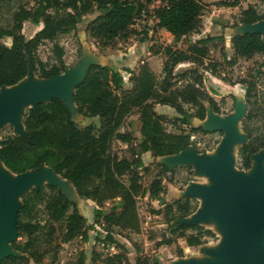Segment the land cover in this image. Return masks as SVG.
<instances>
[{
    "label": "trees",
    "instance_id": "16d2710c",
    "mask_svg": "<svg viewBox=\"0 0 264 264\" xmlns=\"http://www.w3.org/2000/svg\"><path fill=\"white\" fill-rule=\"evenodd\" d=\"M4 1L7 0H0V9ZM155 1L158 0H37L30 7L18 6L12 13L11 28H4L0 24V87L17 84L29 74L30 68L38 78L61 74L67 66L63 59L64 49L55 40L59 35L76 32L81 16L95 9L99 11L84 30L87 37L104 45L119 36L131 34L135 18L144 5ZM160 1L161 4L152 9L157 28L165 29L175 40L200 32L201 13L206 4L203 0ZM241 1L218 0L217 4L233 7L240 5ZM257 1L264 3V0ZM262 19L264 10L258 11L249 3L240 10L236 21L223 26L234 27L242 22L252 24ZM25 21L36 25L42 23V27L26 38L22 33ZM4 39H8L9 43H5ZM44 41L53 43L52 63L41 60L37 55L38 47ZM223 42V35H205L189 43L186 49L164 45L165 58L160 73L157 74L147 62H143L130 77L133 81L131 90L123 89L122 75L110 63L89 64L83 79L74 87L72 99L79 114L98 117V124L80 127L72 119L64 101L57 97L27 107L22 119L24 132L1 135L0 161L17 174L37 170L44 164L60 177L69 180L80 198L93 201L97 207L93 211V223L89 224L86 217L78 212L76 204L57 186L45 183L31 188L21 196L22 207L16 223L17 235L25 239L10 243L11 248L22 255H6L1 258L0 264H30V261L36 264H59L57 257L43 261V253L36 247L37 232L42 224L35 219V215L40 206L48 218L64 221V240L79 237L87 241L88 231L95 224L105 232L102 244L120 250L108 253L94 250L92 263L159 264L157 259L139 255L141 221L137 200L146 194L163 204L168 231L177 238L182 237L188 246L201 245L206 235L215 236L210 229L200 224L187 225L176 221L195 211L197 205L189 196L171 203L164 201L163 180L171 182L172 179L163 177V173L173 172V168L157 163L158 172L149 186L144 188L139 171L145 169L141 157H119L112 146L115 141L127 145L135 139L130 131L122 129L126 118L133 112L138 114L139 121L138 148L151 157L177 154L195 145L198 132L222 133L221 130L209 131L193 126L190 119L203 120L207 107L214 113H222L220 106L224 104L225 98L215 99L213 91L206 89L203 73L198 68L217 74L218 63L205 62V59L212 47L220 46ZM230 44L234 56L249 58L258 53L264 55V42L259 32L234 35L230 38ZM105 52L103 54H110L114 50L109 47ZM222 58L226 60L224 55ZM179 63H192L195 66L175 73V66ZM239 82L245 84V100L251 104L255 83L246 80ZM157 104L173 108L177 115L169 117L156 112ZM252 116V111H248L241 122L247 141L237 148L239 168L246 171L251 167L252 155L264 147V134L253 137L246 126V120ZM168 122L178 126L179 131H167L165 124ZM106 203L110 204L108 211L103 208ZM153 212L158 213L160 210ZM188 229L196 233L187 234ZM116 235H122L132 244L138 254L134 263L129 261ZM171 242L172 239H164L157 245ZM85 258L82 250L77 259L69 264H85Z\"/></svg>",
    "mask_w": 264,
    "mask_h": 264
},
{
    "label": "rangeland",
    "instance_id": "374dc122",
    "mask_svg": "<svg viewBox=\"0 0 264 264\" xmlns=\"http://www.w3.org/2000/svg\"><path fill=\"white\" fill-rule=\"evenodd\" d=\"M37 0H7L1 4L0 9V24L4 28H11L12 26V13L18 6H32ZM206 4L204 10L201 13L202 25L199 33H191L182 37L179 40H175L168 31L161 30L155 26V18H153L152 7L159 4V2H151L144 5V11H140L139 15L135 18L134 24L131 27V34L126 37L119 36L110 42H106L104 45L97 44L94 39L84 35L85 26L89 22V19L99 11L96 9L90 13L80 17L76 26V32H72L65 35H59L55 42L59 43L64 49L63 59L67 66L63 73H68L73 67L78 66L82 61L83 56L87 58H93L97 56L98 60L102 62L106 60V56H118L120 52L124 50V47L131 45L135 40H141L148 38L151 44L148 42V48H150L152 56L149 66L157 74L161 71V66L164 59V53L162 47L164 45H172L175 48L186 49L189 43H193L195 39L203 37L205 35H223L224 42L220 46L212 47L205 62L214 61L218 63V72L213 75L207 70L199 67L198 69L203 73V82L206 89L211 92L215 99L219 100L222 97L225 98L224 104L220 107L222 109L221 114L213 113L208 109L207 115L204 120L209 119L212 127H217L222 123H229L231 128H236L237 140L235 141L232 149L234 154L233 171L240 172L246 179L252 178L253 171H256L255 161H252L251 169L245 171L239 168L238 157L236 149L240 143L247 141L246 134L241 128V122L248 111H252L253 116L251 119L246 120V126L253 137L264 134V55L254 54L252 57L245 58L234 56L233 50L230 44V37L236 31H244L249 29L250 26L240 25L234 29L224 27L229 22L236 21L241 9L247 7V5L253 4L258 11L264 10V3L257 0H242L240 5L233 7H225L217 4L218 0H203ZM42 27V23L34 24L30 21L23 22L22 33L26 38L32 36L38 29ZM84 35V36H83ZM5 43H9L8 39L3 40ZM52 44L49 41H44L37 50V55L43 61L52 63L54 61V54L52 52ZM111 47L114 53H106L107 49ZM87 48V49H86ZM86 49V50H85ZM101 51V52H100ZM225 56L226 60L222 58ZM114 59H117L116 57ZM227 61V62H226ZM137 65V66H136ZM139 61H135L132 64L134 70H130L127 67H123L127 73L122 72L124 79L132 77L133 73H136L139 66ZM192 63H179L175 66L174 72L178 73L184 69L194 67ZM72 74V73H69ZM67 74L60 80H48L39 79L33 74H30L25 78V81H51L48 85L61 84L63 89L65 88L66 98L68 97V86L71 83L72 76ZM246 80L254 82L255 87L251 95V104H248L245 100V84L239 81ZM232 81V82H231ZM122 91H124L122 89ZM4 96V92H3ZM3 98V97H2ZM2 100V99H1ZM239 107L241 111H235ZM74 109V108H73ZM155 110L158 113L165 114L169 117H173L176 114L175 110L165 105H155ZM218 116H212V114ZM209 116V117H208ZM233 116V117H231ZM17 119L20 117V111L16 114ZM214 117V118H213ZM231 117V118H226ZM237 117V118H236ZM212 119V120H210ZM228 119V120H227ZM237 121V124H236ZM190 123L193 126H201L203 129H207L203 126L202 120L197 118L190 119ZM133 124V126H132ZM14 125L8 120L0 125V136L7 135L14 130ZM80 125V124H78ZM81 126V125H80ZM165 128L170 132H178V126H174L171 123H166ZM123 130H128L135 137L129 144H120L115 141L112 149L119 157H126L133 159L136 156H140L145 169H139L141 176V184L144 188H147L150 181L153 179L159 168L157 163H164L169 169H174L173 172L167 171L163 173V177L171 178L169 182L166 179L163 180L165 186V192L162 197L166 203H171L175 199L183 198L184 195L192 191L194 188L212 190L214 183L204 171H200L196 168L193 162H189V158L177 159L175 157H160L154 160L147 152H141L138 148L140 140L139 133V121L138 114L133 112L126 120ZM218 129V128H215ZM226 135V130L223 132L215 131L209 133H197L195 145L189 146L185 150V155H198L207 156L210 159L217 160L219 157V149L222 137ZM225 143L226 149V142ZM61 179V178H60ZM64 181V180H63ZM69 183L68 181H66ZM65 184L67 188L74 191L72 185ZM70 191V195H71ZM75 193V191H74ZM75 195V194H74ZM72 196V195H71ZM73 197V196H72ZM193 203H196L197 207H202L206 203L207 199L203 193L196 196L189 197ZM83 202H79L77 207L79 212L87 219V223L91 224L94 220L93 211L97 207L93 201L89 199H82ZM138 213L141 221V239L139 240L141 256H147L150 259H157L159 264H179L182 261H189L195 259L198 261H216L224 263L225 257L217 255H209L205 252H218L220 251L222 244L225 242L228 233L234 228V224L221 216L220 214H212L208 220H203L201 225L210 229L215 236L206 235L203 239L204 242L197 246H188L182 237H175L174 234L168 231L167 223L165 222V216L163 214V204H160L155 199H150L148 195L140 196L137 200ZM110 204L104 205V210H109ZM159 209L160 212L156 213L153 210ZM195 210V211H196ZM191 215L187 218L190 219ZM35 219L40 221L42 227L37 232L36 247L43 253V261H47L49 257H57L59 264H69L75 261L80 251H84L86 258L85 264H100L99 262L92 263V252L101 251L103 253L120 251L114 246H104L102 244V238L105 232L98 226L93 224V228L88 231L87 241H82L79 237H75L71 240H64V221H56L47 217L43 207L40 206L36 212ZM187 234H195L196 231L192 229L186 230ZM14 240L23 241L25 237H19L14 235ZM116 239L123 245L124 252L126 253L130 262L134 263L137 253L135 252L132 244L128 242L122 235H116ZM164 239H172L169 244L157 245V243ZM10 242L6 243L5 248L0 253H13L19 255L18 252L10 249ZM181 251V253L179 252ZM1 258V256H0ZM8 264H19L17 262ZM30 264H36L30 261ZM256 264H264L258 261Z\"/></svg>",
    "mask_w": 264,
    "mask_h": 264
},
{
    "label": "water",
    "instance_id": "95a60500",
    "mask_svg": "<svg viewBox=\"0 0 264 264\" xmlns=\"http://www.w3.org/2000/svg\"><path fill=\"white\" fill-rule=\"evenodd\" d=\"M242 24L250 26V28L242 32L233 33L231 37L244 32H259L264 42V19L252 24L244 22H242ZM84 62H86V64L83 68L82 75L79 80L74 82L71 88V93L69 95L71 99L75 85L83 79L89 64H107V62L103 63L101 60L89 62L87 57L84 55L78 66L73 67L69 71L77 70ZM66 68L67 67L64 69ZM63 72L50 78L39 79L58 78L63 76ZM30 74H33L31 72V68L29 70V74L26 77H28ZM25 78L15 85L0 87L4 88V96L0 101V125L6 120L11 122V124H15L14 130L12 131L13 134H20L24 132L22 119L25 109L27 107L35 106V104L38 102L49 101L50 99L57 97L63 100L69 109L68 101L65 95V88L63 89V86L60 83L53 86L48 85L51 81L38 80L26 82ZM208 109L210 108L207 107V112ZM74 110L76 113H72L69 109L72 119L77 123V120L80 119V116L82 115L76 111L75 104ZM18 111H21L19 119L16 117ZM223 129L226 130V135L222 137L221 142L225 140L227 148L223 150L217 160H212L206 155L202 156L198 155L197 153L187 156L185 155V150L189 146L182 150L183 155H181V157H174L179 160H187L189 158V162H193L198 170L204 171L207 175H209L210 179L214 183V188L212 190L205 188L202 190L194 188L192 191L187 192L184 196L190 197L196 196L197 193L199 194L200 191H203L207 201L204 206L198 207L197 210L195 209L196 211H193L191 214L185 217L178 218L176 221L179 223H185L187 225H201L203 220H208L209 216L214 213H218L221 216H224V218L230 220L235 226L228 233L220 251L213 253L210 251L205 252L209 255L225 257L226 261L221 263L216 261H198L191 259L189 261H182L179 264H256L258 261H264V195H262V192H264V175H261L260 171H253L252 178L246 179L242 174L239 175L237 171L232 170V166L235 163L232 149L235 141L238 138L236 128L232 129L229 123H222L217 127L207 128L205 130H221L223 132ZM2 142L3 139L0 136V146ZM245 142L246 141L240 143V145ZM179 153H181V151ZM256 155L259 157L261 164L264 165V147L252 155L251 166L253 165L252 161H254ZM160 157H170V155L157 156L153 158L154 160H157V158ZM4 168L7 172H9L11 178L3 179L0 177V253L5 248L6 243L8 244L10 240L11 242L17 241L12 237L14 235L18 236L16 231V223L18 212L22 207L21 196L27 193L31 188H37L45 183H49L60 188L66 194L67 198L73 201L76 206L79 202L84 201L82 200L83 198L79 197L69 180L60 177L50 167L44 164H42L37 170H29L18 174L11 172L5 166ZM250 169L251 167L248 170ZM45 170H48L50 175H47L46 173H43L44 175H42L40 173L41 171L45 172ZM60 178L64 181H68L72 185L75 191V196L72 197L60 186L59 182L62 181ZM69 183L67 184L69 185ZM190 215V219H187ZM9 247L12 249L11 246ZM14 251L19 253L17 256L22 255L21 252L17 250ZM9 254L15 255L13 253H4L0 256L2 258Z\"/></svg>",
    "mask_w": 264,
    "mask_h": 264
},
{
    "label": "crops",
    "instance_id": "0c3cea01",
    "mask_svg": "<svg viewBox=\"0 0 264 264\" xmlns=\"http://www.w3.org/2000/svg\"><path fill=\"white\" fill-rule=\"evenodd\" d=\"M158 2H159V4L156 3V5H154V7H157L161 4L160 0H158ZM97 14H98V12L94 15V17ZM94 17H92V18H94ZM237 25L240 26V25H245V24L238 23ZM237 25H236V27H238ZM236 27H228V28L234 29ZM159 29L166 31L163 28H159ZM238 32H242V31H236L235 33H238ZM84 35H85V32H84ZM148 42H149V44H151V42L149 41L148 38L141 39V40H135V41H133V43L131 45L124 47V50L122 52H120V54L118 56L114 55V57H113V56H110L109 54H107L109 56H106V60H104L103 63L104 62L110 63L111 65H113L114 67H116L120 71L121 75H122V72L127 73V71H125V69L123 67H127L130 70H134V68L132 67V64H134L135 61H137V60L139 61V64H142L143 62H147L149 65L152 56H150L151 51H150V48H148V45H147ZM115 57L117 59H114ZM87 59L89 62H94V61L98 60L97 56H95V55L93 56V58H87ZM122 78H123V83H122L123 89L124 90H131L132 86H133V81L130 80L129 77L124 79L123 75H122ZM98 121H99L98 117L80 116V119L77 120V124H80L81 126L80 125L79 126L83 127V126H86L90 123L98 124Z\"/></svg>",
    "mask_w": 264,
    "mask_h": 264
},
{
    "label": "bare ground",
    "instance_id": "6f19581e",
    "mask_svg": "<svg viewBox=\"0 0 264 264\" xmlns=\"http://www.w3.org/2000/svg\"><path fill=\"white\" fill-rule=\"evenodd\" d=\"M85 64H86V62H84V63H82L81 64V66L77 69V70H74V71H69L68 73H64L63 74V76H61V77H58V78H54V79H48V80H60V79H62V78H64L67 74H69V73H72V74H69L70 76H72V80L70 81L71 83L69 84V86H68V89H69V92H68V97H69V95H70V93H71V88H72V86H73V84H74V82H76L77 80H79V78L81 77V75H82V72H83V68L85 67ZM3 92H4V88H0V101H1V99H2V97H3ZM67 99V98H66ZM67 101H68V107H69V109H70V111L72 112V113H76L75 112V110L73 109L74 108V103H73V101H72V99H71V97H69V99H67ZM235 111H241V108H239V107H237L236 109H235ZM21 112V111H20ZM212 114V113H211ZM212 116H218V115H215V114H212ZM209 117V116H208ZM214 118V117H213ZM205 119V118H204ZM202 120V122H203V126L204 127H206V128H213L212 127V125H211V121H209V119H208V121L207 120ZM210 120H212V119H210ZM223 144L222 145H220V147H222V148H220L219 149V156H220V154L223 152V150H225L224 148V146H225V143L224 142H222ZM227 148V147H226ZM183 153V151H181V153H178V154H175V155H170V157H174V156H177V157H181V155H183L182 154ZM256 158L254 159V161H255V168H256V171H260V173H261V175H264V165H262L261 164V162H260V160H259V157L256 155L255 156ZM213 160V159H212ZM42 175H44L43 173H46L47 175L49 174L50 175V172L48 171V170H45V172L44 171H41L40 172ZM238 174L240 175V172H238ZM0 177L1 178H3V179H7V178H11V175L9 174V172H7L6 171V169L4 168V166L2 165V163L0 162ZM44 177H46V176H44ZM264 177V176H263ZM62 181L61 182H59L60 183V186L65 190V191H67L68 193H70V191H71V189L70 188H67L66 186H65V184H67V182L66 181H63V179H61ZM68 186V185H67ZM75 193H74V191H71V195L72 196H75L74 195ZM262 195H264V192H262ZM1 241H2V239H1ZM2 243V242H1Z\"/></svg>",
    "mask_w": 264,
    "mask_h": 264
},
{
    "label": "built area",
    "instance_id": "2783aa9c",
    "mask_svg": "<svg viewBox=\"0 0 264 264\" xmlns=\"http://www.w3.org/2000/svg\"><path fill=\"white\" fill-rule=\"evenodd\" d=\"M154 7H152V9H153ZM141 11H144V9H142ZM152 16H153V18H155V16H154V14H152Z\"/></svg>",
    "mask_w": 264,
    "mask_h": 264
}]
</instances>
